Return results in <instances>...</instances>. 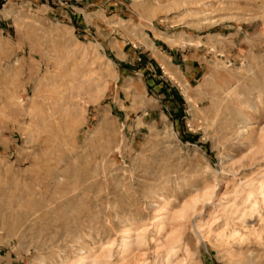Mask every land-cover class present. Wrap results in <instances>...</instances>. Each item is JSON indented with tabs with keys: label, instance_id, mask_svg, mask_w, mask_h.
<instances>
[{
	"label": "rangeland",
	"instance_id": "rangeland-1",
	"mask_svg": "<svg viewBox=\"0 0 264 264\" xmlns=\"http://www.w3.org/2000/svg\"><path fill=\"white\" fill-rule=\"evenodd\" d=\"M0 264H264V0H0Z\"/></svg>",
	"mask_w": 264,
	"mask_h": 264
},
{
	"label": "crops",
	"instance_id": "crops-1",
	"mask_svg": "<svg viewBox=\"0 0 264 264\" xmlns=\"http://www.w3.org/2000/svg\"><path fill=\"white\" fill-rule=\"evenodd\" d=\"M155 74H156V73H155ZM157 77H158V78H157V84H158V85H161L162 82H163V80H162L161 78H159V77H162V74H158Z\"/></svg>",
	"mask_w": 264,
	"mask_h": 264
}]
</instances>
